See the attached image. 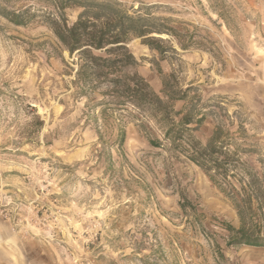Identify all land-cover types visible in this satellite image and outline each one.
<instances>
[{"label":"rangeland","instance_id":"rangeland-1","mask_svg":"<svg viewBox=\"0 0 264 264\" xmlns=\"http://www.w3.org/2000/svg\"><path fill=\"white\" fill-rule=\"evenodd\" d=\"M111 1L130 14L168 19L193 39L196 46L183 50L175 38L155 34L178 53L164 58L141 39L129 48L158 94L173 73L183 91L192 87L176 110L196 95L207 113H219L221 103L235 135L239 114L245 144L255 150L244 160L263 175L264 0ZM33 5L37 18L28 26L0 18V264H264V248L227 247L224 225L240 227L236 208L169 143L150 145L143 125L162 138L154 121L132 108L117 112L111 125L90 119L86 99L69 90L77 59L45 23L52 8ZM79 13L68 11L72 23ZM30 108L45 123L32 135ZM120 121L127 136L119 153ZM218 123L209 117L195 137L207 144ZM181 193L203 216L189 208L185 214Z\"/></svg>","mask_w":264,"mask_h":264},{"label":"trees","instance_id":"trees-1","mask_svg":"<svg viewBox=\"0 0 264 264\" xmlns=\"http://www.w3.org/2000/svg\"><path fill=\"white\" fill-rule=\"evenodd\" d=\"M39 1L52 8L50 11L46 8L45 23L70 57L77 59L74 62L76 67H69L70 76H73L69 90L73 89L75 99H86L90 119L97 122L100 118L111 125L117 121V112L132 108L154 121L162 138H155L153 131L143 125L150 145L163 148L169 143L175 154L179 152L204 171L236 208L240 227L229 223L224 225L229 233L227 247L264 248V174L260 175L251 163L244 160L255 150L245 144L246 129L239 114L236 116V136L229 129L234 125L233 118L219 105L221 103L216 106L219 113H207L208 109L201 107L202 98L196 95L184 109L176 110V102L188 100L192 87L183 91L173 73L163 81L164 90L158 94L139 74L140 63L129 48L131 42L141 39L143 45L164 58L178 53L170 39L155 34L175 38L183 50L196 46L193 39L189 37L187 41L186 34L169 27L168 19L139 14L141 10L130 14L119 2L111 0H0V18L14 27L28 26L37 18L33 3ZM70 10H80L74 23L68 17ZM30 109L34 115L26 129L32 135L41 131L45 123L35 115V109ZM97 109H100L99 115H95ZM211 116L219 123L209 142L203 144L195 133ZM117 131L116 145L120 153L127 136L121 121ZM175 157L180 159V156ZM111 158L109 154L107 160ZM261 163L264 166V161ZM181 199L185 214L189 208L197 217L203 216L185 193H181ZM198 225L206 234L202 222ZM215 252L219 260L225 259L217 243Z\"/></svg>","mask_w":264,"mask_h":264}]
</instances>
